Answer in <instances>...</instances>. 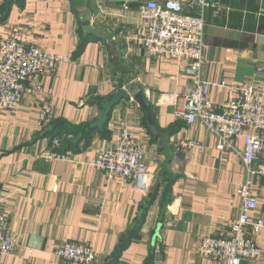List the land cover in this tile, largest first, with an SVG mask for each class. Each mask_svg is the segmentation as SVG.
Instances as JSON below:
<instances>
[{"label":"crops","instance_id":"0c3cea01","mask_svg":"<svg viewBox=\"0 0 264 264\" xmlns=\"http://www.w3.org/2000/svg\"><path fill=\"white\" fill-rule=\"evenodd\" d=\"M182 1L184 13L196 15V7ZM207 1L217 7L204 11L203 79L218 111L229 99L221 83L253 84L256 71L264 70V0ZM144 29L136 6L123 10L120 0H0V40L70 56L60 72L29 79L28 87L41 92L0 111V209L16 245L0 264H65L57 255L65 243L89 247L94 264H108L130 231L115 264H220L201 259L198 249L206 237H229L243 166L234 153L217 151L201 125L188 127L177 117L191 89L186 63L147 57L140 44ZM256 87L264 93V82ZM120 90L130 99L112 110L106 126L77 133L97 121L100 104ZM44 105L51 115L41 124ZM121 121L145 150L154 176L149 206V192L86 167L114 145ZM53 139L71 144L70 150L45 161ZM185 141L203 149L177 150ZM254 166L264 168V151ZM252 196L257 208L250 220L264 223V175L252 179ZM249 237L261 257L244 264H264V229Z\"/></svg>","mask_w":264,"mask_h":264},{"label":"built area","instance_id":"2783aa9c","mask_svg":"<svg viewBox=\"0 0 264 264\" xmlns=\"http://www.w3.org/2000/svg\"><path fill=\"white\" fill-rule=\"evenodd\" d=\"M123 10L136 6L138 17L145 24L140 44L149 58L167 57L185 62L184 75L190 80L191 89L185 95L177 117L188 127L198 123L216 141L219 152L234 153L242 163L244 183L237 190L240 200L239 214L231 223L228 238L206 237L201 241L198 255L201 259L220 264L257 263L261 251L249 235L264 229L263 221L252 223L250 216L257 208L252 196V179L264 175L263 167H255V160L264 151V70H257L258 81L253 84L230 86L221 83L229 99L215 110L209 99V86L203 79L204 11L216 8L207 0H189V7H196V15L184 13L182 0H120ZM70 56L50 54L36 47H26L17 39L0 40V111L16 109L23 96L41 92L40 87H28L29 79L46 73H58L68 64ZM130 99V98H129ZM51 110L44 105L38 113L44 123ZM240 141L242 150H238ZM60 142L52 140V151L43 156L45 161H57ZM195 148L199 143L179 142L177 150ZM145 150L135 143L125 121L117 126L114 145L99 151L86 167L89 171L104 173L108 178L131 182L134 189L147 195L154 176L144 163ZM7 215L0 209V257L16 251L14 240L5 232ZM248 229L250 231L248 232ZM65 264H94V251L86 246L65 243L57 252Z\"/></svg>","mask_w":264,"mask_h":264},{"label":"water","instance_id":"95a60500","mask_svg":"<svg viewBox=\"0 0 264 264\" xmlns=\"http://www.w3.org/2000/svg\"><path fill=\"white\" fill-rule=\"evenodd\" d=\"M129 96L124 90L118 91L110 100L100 105V114L97 121L91 124L90 129H101L103 128L109 121V116L112 110L121 102V101H128ZM137 100L141 104L142 107L149 111L147 106L144 104V101L140 96L137 97ZM156 237V236H155Z\"/></svg>","mask_w":264,"mask_h":264},{"label":"trees","instance_id":"16d2710c","mask_svg":"<svg viewBox=\"0 0 264 264\" xmlns=\"http://www.w3.org/2000/svg\"><path fill=\"white\" fill-rule=\"evenodd\" d=\"M97 130H100V129H90V127H87L86 126V127H82L79 131H77V133L78 132H80V133H82V132L83 133H86V132L93 133V132H95ZM52 138H53V136H52ZM70 146H71V144H69V143H66V142L65 143H61L60 146H59V148L56 150V153L62 156L67 151L70 150ZM151 191H152V187L150 188L149 194L147 195V201H146V203H147L148 206L151 204V202L155 199V196H156V193L154 191L153 192H151ZM132 236H133L132 235V232L130 231V232H128L127 234H125L124 236H122L120 238L119 245H118L117 250H116V252L114 254V257L111 259V261L108 264H115L114 261L117 260V256H119V254L125 249L126 245L129 243V241L132 238Z\"/></svg>","mask_w":264,"mask_h":264}]
</instances>
